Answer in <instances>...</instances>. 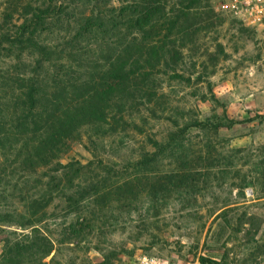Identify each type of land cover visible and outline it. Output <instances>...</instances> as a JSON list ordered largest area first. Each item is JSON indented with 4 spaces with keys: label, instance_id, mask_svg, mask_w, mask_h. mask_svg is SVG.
<instances>
[{
    "label": "rangeland",
    "instance_id": "rangeland-1",
    "mask_svg": "<svg viewBox=\"0 0 264 264\" xmlns=\"http://www.w3.org/2000/svg\"><path fill=\"white\" fill-rule=\"evenodd\" d=\"M7 1L0 3V23ZM88 1L91 7L108 0ZM206 2L214 27L196 32L195 47L184 50L178 68L192 81L163 74L155 103L125 114L126 125L108 136L85 130L83 142L63 159V164L87 166L79 184H99L113 194L106 206L92 197L73 214L57 197L43 224L56 244L55 264H120L140 253L180 263L205 258L219 264H264V34L236 18L229 0ZM202 26L197 22L195 27ZM28 54L7 55L1 68L13 77L41 74L44 80V67L34 73ZM198 74L201 81H195ZM12 95L4 102L11 103ZM195 121L210 127L191 128L177 148L154 147L153 142L162 146L173 132ZM229 121L239 124L212 128ZM196 174L199 181L181 182V175ZM130 182L139 195L124 191L117 196V188ZM14 183L21 184L20 190L26 182L15 176ZM242 187L245 196L240 195ZM6 211H24L16 193L9 192L6 202L0 198V215ZM80 220L90 227L86 241L61 244L66 230Z\"/></svg>",
    "mask_w": 264,
    "mask_h": 264
},
{
    "label": "trees",
    "instance_id": "trees-1",
    "mask_svg": "<svg viewBox=\"0 0 264 264\" xmlns=\"http://www.w3.org/2000/svg\"><path fill=\"white\" fill-rule=\"evenodd\" d=\"M79 1L80 5L76 0H8L2 9L0 61L15 51L29 53L34 73L44 67V80L41 74L13 77L0 65V187L6 185L0 198L6 202L9 192L16 193L24 210L0 215V264L56 263V244L43 224L57 197L73 214L92 197L104 207L113 194L99 184H79L87 166L63 164V159L83 142L85 130L108 136L126 125L125 114L155 103L163 74L190 83L192 77L178 73L184 50L195 47L196 32L215 24L206 0H118L117 6L108 0L91 7L88 0ZM197 22L205 26L196 28ZM52 36L57 38L51 40ZM202 79L198 74L195 81ZM10 94L13 101L5 103ZM209 127L195 121L173 132L166 144H153L171 150L191 128ZM40 171L43 177L29 184ZM15 176L26 182L20 190ZM200 177L181 175V182L191 184ZM133 184L117 188L116 195L138 196ZM244 191L242 187L240 195L245 196ZM81 221L85 220L66 230L61 244L86 241L90 227Z\"/></svg>",
    "mask_w": 264,
    "mask_h": 264
},
{
    "label": "built area",
    "instance_id": "built-area-1",
    "mask_svg": "<svg viewBox=\"0 0 264 264\" xmlns=\"http://www.w3.org/2000/svg\"><path fill=\"white\" fill-rule=\"evenodd\" d=\"M3 0H0V3ZM230 12L247 26L264 34V0H229ZM120 264H204L203 261L189 260L180 263L172 260L158 258L147 254H137Z\"/></svg>",
    "mask_w": 264,
    "mask_h": 264
}]
</instances>
